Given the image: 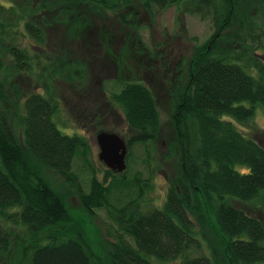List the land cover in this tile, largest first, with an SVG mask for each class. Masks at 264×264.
<instances>
[{"label":"trees","instance_id":"obj_1","mask_svg":"<svg viewBox=\"0 0 264 264\" xmlns=\"http://www.w3.org/2000/svg\"><path fill=\"white\" fill-rule=\"evenodd\" d=\"M183 1L138 4L154 18ZM186 12L211 18L216 33L196 47L187 74L181 58L176 64L168 53L150 52L171 79L177 154L164 170L163 206L145 209L144 190L160 166L152 150L162 116L151 85L125 79L122 53L144 52L129 37L142 26L135 1L0 0V264L264 263V138L241 127L264 111V0H189ZM92 36L103 53L89 56L99 46ZM103 54L121 68L119 90L107 100L123 112L127 159L143 146L149 177L141 169L131 179L106 169L99 179L87 138L63 133L54 120L63 109L56 82L84 88ZM103 118L97 113L91 122L101 127ZM77 156L92 171L89 190L73 168ZM43 168L73 189L89 220L107 211L116 227L107 261L89 238V220L75 218ZM125 189L128 200L113 202Z\"/></svg>","mask_w":264,"mask_h":264},{"label":"rangeland","instance_id":"obj_2","mask_svg":"<svg viewBox=\"0 0 264 264\" xmlns=\"http://www.w3.org/2000/svg\"><path fill=\"white\" fill-rule=\"evenodd\" d=\"M5 1V0H3ZM136 8L139 11V17L142 26L135 33L129 32V37H135L139 45L144 48V52H140L132 47L129 51L122 53L124 63L127 71L125 79H138L151 85L155 91L157 103L161 111L162 130L156 141V150H152L153 160L156 164L159 162L160 166L153 167L155 169L154 179L152 181L153 187H147L144 190V207L145 209L161 208L166 200L168 191V179L166 172L171 168V161L176 157L177 148L174 145L176 142L175 128L172 122L173 104L171 93L168 87L170 77L161 70L157 65L158 57L151 55L150 52H163V54H170L171 61L176 64L182 59L184 74L188 71V61L193 56L194 51L198 45H207L216 33V28L211 18H202L196 14H189L186 12V7L189 0H184L178 5H173L161 12H156L154 18L147 14L146 9L138 4V0H134ZM118 22L111 17L108 24L116 29L117 33L122 36L123 31L119 28ZM96 30V29H95ZM93 30V34L98 31ZM128 30V29H126ZM119 31V32H118ZM56 34V31H55ZM92 41L97 44L96 37L92 36ZM130 45L133 43L131 40ZM100 46V49L97 50ZM95 46L90 52L89 56L99 55L101 45ZM151 50V51H149ZM88 54L89 52L86 51ZM94 53V54H93ZM156 59V61L154 60ZM111 56H101L96 64L92 63L89 70V78L87 85L83 88H75L73 85L68 84L66 81H57L56 89L60 94L62 102V111L54 117L59 129L68 135L80 134L84 135L90 144V161L91 166L94 167L99 179L103 180L106 175V169H109L106 164L99 159L100 147L97 141V134L101 127L115 130L125 135L128 133L126 121L123 112L119 108L110 107L107 96L112 91H118L119 85L116 80L120 77L119 73L121 68L113 62ZM159 62V61H158ZM122 65V64H121ZM123 66V68H126ZM151 68V69H150ZM123 71V70H122ZM177 72V71H176ZM175 72V73H176ZM113 110V112H111ZM104 116L101 120L102 126L92 124L96 114ZM243 130L249 128L253 132L252 135L257 139L264 138V111L258 108L254 119L247 125L241 126ZM264 140V139H263ZM158 152H155L157 151ZM145 148L138 146L134 149V153L127 159V178L131 179L137 170L144 171V177H149V171L141 163L142 157L145 155ZM162 153L169 156L170 160H163ZM128 157V156H127ZM74 170L81 176L82 185L84 190L90 189V182L92 177L91 169L85 164L81 157H76L74 162ZM237 167L241 172H245L244 168ZM111 170V169H109ZM43 175L47 178L49 183L61 193L68 205L69 210L79 220H87V212L82 206L81 201L72 191L73 189L68 186L62 178H60L52 170L43 168ZM114 174L119 175L111 170ZM131 189L117 190L114 192L113 202L119 203L128 200V193ZM135 194V190H132ZM133 194V195H134ZM254 203L246 204L248 208H252ZM245 207V206H244ZM245 207V208H246ZM89 220V219H88ZM90 221V222H89ZM88 221L89 238H91L94 248L101 253L105 261L108 260L110 246L106 244L109 239L113 240V236L109 233L116 234V227L113 221L109 218L107 211L104 209L98 210L97 215ZM165 264H172L167 262ZM264 264V263H263Z\"/></svg>","mask_w":264,"mask_h":264},{"label":"water","instance_id":"obj_3","mask_svg":"<svg viewBox=\"0 0 264 264\" xmlns=\"http://www.w3.org/2000/svg\"><path fill=\"white\" fill-rule=\"evenodd\" d=\"M100 147L99 158L115 172L127 169L128 143L120 133L103 130L97 134Z\"/></svg>","mask_w":264,"mask_h":264}]
</instances>
